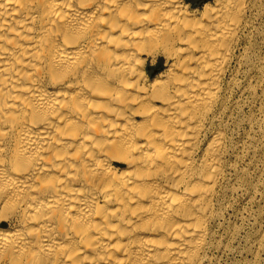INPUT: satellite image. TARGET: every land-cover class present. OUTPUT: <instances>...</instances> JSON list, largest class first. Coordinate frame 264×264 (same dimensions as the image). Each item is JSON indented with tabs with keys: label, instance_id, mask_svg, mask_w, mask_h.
Instances as JSON below:
<instances>
[{
	"label": "bare ground",
	"instance_id": "bare-ground-1",
	"mask_svg": "<svg viewBox=\"0 0 264 264\" xmlns=\"http://www.w3.org/2000/svg\"><path fill=\"white\" fill-rule=\"evenodd\" d=\"M251 6L0 0V264H211Z\"/></svg>",
	"mask_w": 264,
	"mask_h": 264
},
{
	"label": "rangeland",
	"instance_id": "rangeland-1",
	"mask_svg": "<svg viewBox=\"0 0 264 264\" xmlns=\"http://www.w3.org/2000/svg\"><path fill=\"white\" fill-rule=\"evenodd\" d=\"M189 1L200 7L206 0ZM242 49L247 60L233 63L235 80L224 116L229 153L218 229L223 247L211 264H264V0H252ZM162 64L160 59L152 73ZM12 224L3 219L1 227Z\"/></svg>",
	"mask_w": 264,
	"mask_h": 264
}]
</instances>
